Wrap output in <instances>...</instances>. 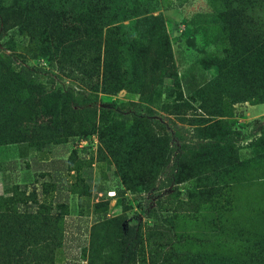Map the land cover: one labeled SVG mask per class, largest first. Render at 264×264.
Returning a JSON list of instances; mask_svg holds the SVG:
<instances>
[{
  "label": "rangeland",
  "instance_id": "1",
  "mask_svg": "<svg viewBox=\"0 0 264 264\" xmlns=\"http://www.w3.org/2000/svg\"><path fill=\"white\" fill-rule=\"evenodd\" d=\"M0 24L23 134L0 144V194L45 205L19 264H264V83L237 64L264 46V0H0Z\"/></svg>",
  "mask_w": 264,
  "mask_h": 264
},
{
  "label": "trees",
  "instance_id": "2",
  "mask_svg": "<svg viewBox=\"0 0 264 264\" xmlns=\"http://www.w3.org/2000/svg\"><path fill=\"white\" fill-rule=\"evenodd\" d=\"M231 15L233 16L231 17L229 23V26H231V34H229L230 42L235 52H238L239 50L237 49L236 45L240 44L241 47L248 46H245L244 41L241 40V38L238 36V32L240 29L238 16L234 14ZM1 38L2 30L0 24V39ZM246 49L247 50H245L244 48V50L242 51V54L245 56L244 59L241 58L243 59L242 61L237 60V64L239 65V67L242 66V62H245L246 65H250L249 62L256 64L253 68L254 70L250 73L258 72V77H260V80L263 79L264 83V46H253ZM165 56L167 63L173 60L169 43L167 44ZM1 57L2 56L0 52V59ZM249 59H251L252 61H250ZM173 64L174 62H172V67ZM106 67L107 63L104 62V68ZM41 70L42 68L33 69L26 66H21L18 71V78L19 80L25 82H35L38 77V71ZM168 75H170V77L174 79L176 84L179 85V80L176 76V72H174L173 75ZM1 89L2 88H0V90ZM250 98V96H244L238 100H235V102L248 101V99ZM259 102H264V90L262 91L259 97ZM6 107L7 105L4 102H1L0 100V144L9 141H18L23 135L22 130L17 123L18 112L14 110L11 112ZM255 121L258 122L259 120ZM103 132L104 129L103 127H101L99 131V139L101 141L104 140L102 136ZM239 134L240 132L238 131L235 132L227 130V132L223 135V145H229L231 148H233V143L235 142ZM262 143L263 142L261 141L260 144ZM256 144H258L257 141L251 140L250 145ZM87 189L89 188L87 186H84L82 192H87ZM35 203L38 204V200L37 194L34 190L30 191L28 194H26V190H15L10 196L0 194V264H19L20 258L25 247L24 239L26 238L22 235L23 233H27L28 236H31V231H28V229H30V225L27 227V229H25V225L23 223H25L26 221L34 220L37 209L39 207L45 206L43 203H39V207L35 209ZM19 206H22V209H19ZM45 210L49 212L50 207H45ZM71 239L73 240L74 238L71 237ZM123 239L124 242L128 245L127 255L132 254V247H134L133 230H127V232H125L123 235ZM67 261V264H78L77 260L73 256H71Z\"/></svg>",
  "mask_w": 264,
  "mask_h": 264
}]
</instances>
